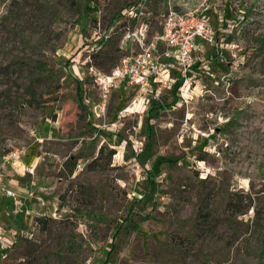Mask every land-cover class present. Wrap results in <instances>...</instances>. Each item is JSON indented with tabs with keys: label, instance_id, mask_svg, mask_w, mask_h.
<instances>
[{
	"label": "rangeland",
	"instance_id": "rangeland-1",
	"mask_svg": "<svg viewBox=\"0 0 264 264\" xmlns=\"http://www.w3.org/2000/svg\"><path fill=\"white\" fill-rule=\"evenodd\" d=\"M126 1L0 0V160L20 202L0 264H264V0H147L150 36L173 9L215 40L184 99L133 108L118 83L102 109L90 69L124 58Z\"/></svg>",
	"mask_w": 264,
	"mask_h": 264
},
{
	"label": "built area",
	"instance_id": "built-area-1",
	"mask_svg": "<svg viewBox=\"0 0 264 264\" xmlns=\"http://www.w3.org/2000/svg\"><path fill=\"white\" fill-rule=\"evenodd\" d=\"M147 0L137 2L124 9L119 48L125 56L110 75L90 69L94 81L101 92L105 107L106 98L118 83H124L134 92L130 107H150L160 102L166 91H175L185 98L183 92L188 75L194 66V56L215 40V30L199 11L178 12L170 9L162 14L159 32L150 36L148 22L145 21ZM122 18V17H121ZM121 23V24H122ZM178 92V93H177ZM11 158L0 160V201H9L14 210L20 209L18 194L6 181L5 173ZM29 213L28 210H26ZM15 233L2 224L0 217V254L8 251L14 243Z\"/></svg>",
	"mask_w": 264,
	"mask_h": 264
},
{
	"label": "trees",
	"instance_id": "trees-1",
	"mask_svg": "<svg viewBox=\"0 0 264 264\" xmlns=\"http://www.w3.org/2000/svg\"><path fill=\"white\" fill-rule=\"evenodd\" d=\"M87 1H88V2H87V6L85 7V10H87L88 12H93L92 8H95L96 3L94 4V0H87ZM135 3H136V2H135ZM135 3L133 2V0H132V1L127 0V1L124 3L123 8H128V7L132 6V5H134ZM123 8H122L121 10H123ZM121 10L118 11L117 14L115 15V19H114V21L117 20V19H118V20H121V17H122V16H121ZM118 20H117V21H118ZM122 25H124V23H122L121 26H122ZM109 39H110V38H109ZM93 58L96 59V58H97V55H93ZM97 64L100 65V64H102V62L97 63ZM41 66H42V65H41L40 63L37 64L38 69H40ZM181 84H182V80H181V81H178L176 91H178V89H179V87L181 86ZM77 93H78L79 104H80V106H81L82 108H84V107H83V101H82V90H81L80 85H78V87H77ZM29 94H30L31 100H32L34 103H36V102L38 101V100L36 99V91L33 90V88H30ZM74 168H75V164H73L70 173L73 172ZM133 210H134V209H132V211H133ZM124 221L127 222V221H128V218L126 217V218L124 219ZM37 222L40 223V224H42L43 226H46V225H47V221H46V219H37ZM120 228H122V227H120ZM117 234H118V233H117ZM114 249H115V248H114V244H111V246H110L108 252L106 253V260H109V259H110V256L112 255V252L114 251ZM104 264H107V262H105Z\"/></svg>",
	"mask_w": 264,
	"mask_h": 264
},
{
	"label": "crops",
	"instance_id": "crops-1",
	"mask_svg": "<svg viewBox=\"0 0 264 264\" xmlns=\"http://www.w3.org/2000/svg\"><path fill=\"white\" fill-rule=\"evenodd\" d=\"M9 170V166L7 167L6 173H5V178L7 177V172ZM9 184V182H8ZM9 186L13 189H15V187L12 184H9ZM16 190V189H15ZM15 214V210L13 209L12 204L7 201V200H1L0 201V217L2 220V224L7 228V225H11V218L12 216H15V218L17 217Z\"/></svg>",
	"mask_w": 264,
	"mask_h": 264
}]
</instances>
